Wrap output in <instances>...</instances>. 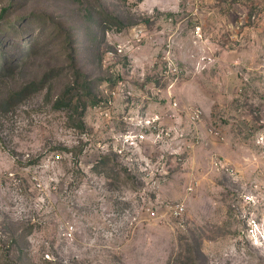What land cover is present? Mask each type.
<instances>
[{
    "label": "rangeland",
    "instance_id": "obj_1",
    "mask_svg": "<svg viewBox=\"0 0 264 264\" xmlns=\"http://www.w3.org/2000/svg\"><path fill=\"white\" fill-rule=\"evenodd\" d=\"M0 264H264V0H0Z\"/></svg>",
    "mask_w": 264,
    "mask_h": 264
},
{
    "label": "built area",
    "instance_id": "obj_2",
    "mask_svg": "<svg viewBox=\"0 0 264 264\" xmlns=\"http://www.w3.org/2000/svg\"><path fill=\"white\" fill-rule=\"evenodd\" d=\"M199 118V113L198 111L194 110L190 113V119L193 120V121H196L198 120ZM154 120H148V123H147V127H150L151 129H154ZM139 138H142V136L140 135ZM188 190H192V187H188ZM168 210L170 212V214L174 217L176 216H180L183 211H184V205L182 203H176V204H172L168 207ZM150 211V210H148Z\"/></svg>",
    "mask_w": 264,
    "mask_h": 264
}]
</instances>
